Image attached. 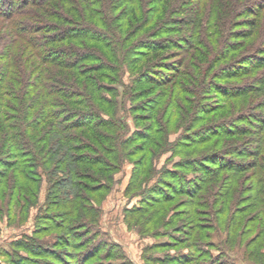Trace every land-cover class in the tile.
Wrapping results in <instances>:
<instances>
[{
	"label": "trees",
	"instance_id": "1",
	"mask_svg": "<svg viewBox=\"0 0 264 264\" xmlns=\"http://www.w3.org/2000/svg\"><path fill=\"white\" fill-rule=\"evenodd\" d=\"M125 161L128 227L184 235L145 264L264 256V0H0V220H26L46 188L8 264H114L89 226Z\"/></svg>",
	"mask_w": 264,
	"mask_h": 264
},
{
	"label": "rangeland",
	"instance_id": "2",
	"mask_svg": "<svg viewBox=\"0 0 264 264\" xmlns=\"http://www.w3.org/2000/svg\"><path fill=\"white\" fill-rule=\"evenodd\" d=\"M166 52H164V55ZM175 54H171L169 57L166 58L165 66H169V68L175 67L178 58H174ZM175 73H173V77ZM124 81L128 83L131 81V78L124 77ZM211 100L208 103H218L221 100L218 99L216 96H210ZM223 114H218V118L222 117ZM131 116L126 114L125 120L127 123L130 124L131 132L132 131H139V128L136 129L134 123L132 122ZM147 123H140V127H144ZM171 139L175 137V134L170 135ZM241 142L245 141V138H241ZM179 160V157H172L170 153L164 154L161 159L157 162V169L159 170L162 166L171 168ZM133 163L131 161H125L122 166V169L116 173L113 177L114 182L111 190L105 195L103 202L100 205V213L98 215V219L94 224H90L89 229L91 234H93V240L96 242H105L107 244H113L117 246V249L114 250L113 259H111V263L120 264L122 263L121 252L122 254L128 259L130 264H145L143 260V251L145 247L154 245L157 243H162L163 241H172V239L180 237L182 238L184 235L183 233H176L173 230L167 232L169 235L160 236V237H153V236H141L139 235L135 229L129 228L127 222L125 221V209H129L133 206H137L139 204V197L129 198L125 195V188L129 182V179L132 175L133 170ZM59 190V189H58ZM45 193L46 188L43 186L41 194L39 196V205L32 208L29 212V215L26 220L19 222L17 218V222L15 223H8L6 217L0 220V264H8V260L5 257L6 252H12L13 250L10 247V244L16 240H20L23 237H28L33 235L35 227L37 225V220L35 219L37 213V207H43L45 209ZM185 199L184 197L178 198V200ZM89 225V224H88ZM82 231V230H81ZM161 233H165L163 230ZM171 238H170V237ZM174 237V238H173ZM40 242L49 245L54 242V236H41ZM215 236L213 235L212 239L215 240ZM92 240V242H93ZM95 242V243H96ZM91 244V242H90ZM88 244V245H90ZM186 245L178 246L176 249H165V250H154L153 256L157 257H164L167 251L169 253H180V252H187ZM179 250V251H178ZM181 250V251H180ZM63 251H69V249H64ZM84 250H79L75 254L79 256L83 254ZM178 251V252H176ZM211 253L216 254L218 251L216 249H210ZM264 251L261 250V254ZM152 253L151 251H149ZM21 254V253H20ZM232 254H236L237 256V263L238 264H263L264 263V256H258L257 259L254 260L246 259L244 251L239 250L238 252H232ZM23 255V253H22ZM97 261V260H96Z\"/></svg>",
	"mask_w": 264,
	"mask_h": 264
}]
</instances>
